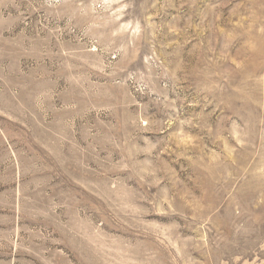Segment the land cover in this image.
<instances>
[{"label": "rangeland", "instance_id": "1", "mask_svg": "<svg viewBox=\"0 0 264 264\" xmlns=\"http://www.w3.org/2000/svg\"><path fill=\"white\" fill-rule=\"evenodd\" d=\"M0 264H264V0H0Z\"/></svg>", "mask_w": 264, "mask_h": 264}]
</instances>
